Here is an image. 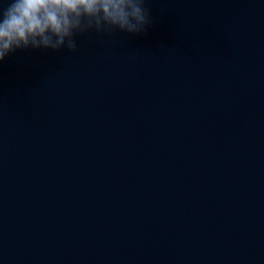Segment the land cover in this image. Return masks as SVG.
Wrapping results in <instances>:
<instances>
[{
    "label": "water",
    "instance_id": "1",
    "mask_svg": "<svg viewBox=\"0 0 264 264\" xmlns=\"http://www.w3.org/2000/svg\"><path fill=\"white\" fill-rule=\"evenodd\" d=\"M147 7L0 61V264H264V0Z\"/></svg>",
    "mask_w": 264,
    "mask_h": 264
},
{
    "label": "clouds",
    "instance_id": "2",
    "mask_svg": "<svg viewBox=\"0 0 264 264\" xmlns=\"http://www.w3.org/2000/svg\"><path fill=\"white\" fill-rule=\"evenodd\" d=\"M152 24L147 0H8L0 7V61L30 47L75 53L77 35H140Z\"/></svg>",
    "mask_w": 264,
    "mask_h": 264
}]
</instances>
